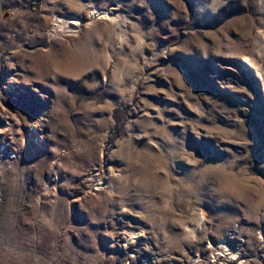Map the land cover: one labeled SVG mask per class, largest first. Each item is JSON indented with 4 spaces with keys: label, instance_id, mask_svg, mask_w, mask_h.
Listing matches in <instances>:
<instances>
[{
    "label": "rangeland",
    "instance_id": "rangeland-1",
    "mask_svg": "<svg viewBox=\"0 0 264 264\" xmlns=\"http://www.w3.org/2000/svg\"><path fill=\"white\" fill-rule=\"evenodd\" d=\"M0 264H264V0H0Z\"/></svg>",
    "mask_w": 264,
    "mask_h": 264
}]
</instances>
